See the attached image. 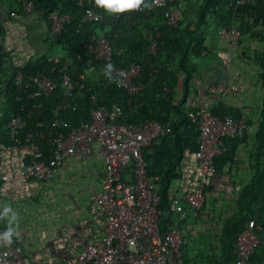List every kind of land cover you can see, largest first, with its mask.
I'll return each instance as SVG.
<instances>
[{
    "label": "built area",
    "instance_id": "1",
    "mask_svg": "<svg viewBox=\"0 0 264 264\" xmlns=\"http://www.w3.org/2000/svg\"><path fill=\"white\" fill-rule=\"evenodd\" d=\"M93 1L78 0V4L91 5ZM229 5L234 10L241 6L255 8L256 0H235ZM185 6V1L175 5L173 0H159L151 9L142 11L162 10L166 23L177 26L179 18L174 12L175 7L182 11ZM21 7L22 16L43 15L42 11L35 10L32 1L22 0ZM249 7L240 14V21L254 30L259 39H264V19H259L260 12L255 13ZM6 15L15 20L20 17L14 11H7ZM101 18L93 7L85 10L83 20L99 21ZM70 21L67 13L53 10L47 15L44 30L55 37L65 31ZM154 30L156 32L157 28ZM218 36L238 49L242 30L233 25L221 26ZM84 46L94 60H102L105 64L111 62L112 49L105 38L93 36L90 43ZM156 47V41H152L149 53L154 54ZM47 57L52 63L48 73L26 74L18 69L12 76L13 86L21 96L16 100L22 104L19 113L0 125V153L20 155L25 165L18 173H0V184L14 187L31 182L46 183L69 157L85 159L96 154L103 160L100 189L94 191L88 200L91 219L87 227L89 240L78 237L64 241L66 257L56 259L51 264H168L170 257L174 258L176 264H183V233L179 223L189 217H197L204 208L205 190L213 186L218 177L214 159L226 151L225 139L244 136L248 128L245 119L230 115L215 116L202 107L187 112L197 130L198 147L192 154L197 175L188 191L170 194V207L177 221L161 231L160 194L157 185L148 176L144 152L152 153L153 143L170 134V124L156 120H146L140 124L119 123L123 106L117 103L107 106L101 95L86 84L87 72L81 74L78 81L73 80L67 62L58 67L61 61L59 54L52 53ZM116 69L122 73L119 78L123 79L120 87L113 83L116 88L125 91L129 97L143 90L144 85L137 80L140 65L132 63ZM83 91L91 103L90 119L74 124L69 120L54 118L49 123V130H46V121L42 119L45 113L43 100L58 101L54 106L55 114L75 111L78 106L76 99ZM241 91L242 84L237 72L228 80L213 81L207 88L210 96L222 101L238 96ZM95 144L98 145L96 152ZM230 183L229 179L224 182L225 186ZM225 188L216 186L213 189L228 193L240 189L235 184L230 190ZM263 227L256 218H250L236 235L231 257L226 261L217 258L214 264H264V261L251 260L261 245L264 246ZM4 230L0 227V232ZM0 264L37 263L21 245L12 243L10 246L0 245Z\"/></svg>",
    "mask_w": 264,
    "mask_h": 264
},
{
    "label": "trees",
    "instance_id": "2",
    "mask_svg": "<svg viewBox=\"0 0 264 264\" xmlns=\"http://www.w3.org/2000/svg\"><path fill=\"white\" fill-rule=\"evenodd\" d=\"M14 1L17 6L13 7L14 10L8 11H14L17 15L22 16V0ZM27 1L33 2L36 11L43 12L41 18L44 22H46L48 13L53 10L67 13L70 16L71 21L65 26V31L55 37L46 32L47 34L40 40L44 41L45 47L50 50L58 49L60 51L61 61L58 67L67 62V69L73 80L78 81L79 76L87 72L86 84L101 95L107 106L114 103L123 106V114L118 118L119 123L140 124L146 120H156L162 124H170L171 132L164 138L170 139L171 153L164 162V172L157 182L160 194L159 209L161 210L159 227L161 231H164L168 225L172 224L170 217L173 211L169 203L171 184L181 175L182 161L187 156L194 154L198 147L197 130L187 115L192 107L186 108L188 97L193 91L192 78L196 71L192 59L200 55L206 48L203 38L198 37V33L208 25L209 21H214L219 27H230L239 23L238 27L242 31L244 28L248 29L249 26L240 21V14L249 6H241L234 10L229 4L235 0H202L194 26L191 27V24H183L180 21L177 26L168 25L163 18L162 10L159 9L151 12L140 10L114 16L96 8L94 1L93 4L86 3L84 6H80L78 0ZM180 1L188 0H173V3L177 5ZM93 7L101 14L102 18L99 21H84L85 10ZM249 8L255 13L260 12L259 19H264V0H256V7ZM1 22L0 43L4 30ZM155 28H157L156 32ZM93 36H101L109 42L112 49L111 63L116 67L124 68L132 63L140 65L141 71L137 80L144 85L143 90L129 97L125 91L116 88L114 84H109L100 71L105 62L94 60L84 46V44L90 43ZM152 41H156L157 45L154 54L149 53ZM40 42L39 44H41ZM45 51L41 52V55H36L35 60H30L22 66L11 64L8 67L5 79L1 80L4 85V97L0 98L3 102L0 125L6 123L12 115L20 112L19 106L22 102L16 100L20 96V92L13 86V74L18 69L23 70L26 74L48 73L52 63L48 61ZM259 60L264 82V55ZM173 67L174 69H172ZM180 75L183 79L182 93L179 97L178 92H175L177 91V79ZM80 94L82 95L76 99L78 106L75 111L70 110L57 114L54 113V106L58 101L43 100L45 113L42 119L46 121V130H49V123L54 118L69 120L74 124L80 120L90 119L91 103L87 99L86 92L83 91ZM210 111L219 117L227 115L226 110H218L215 107ZM260 116L254 132L253 144L248 151V163L251 170L248 182L236 192L217 191L229 194L234 209L228 217L216 222L217 225L221 222L218 229L219 243L217 245L221 250V255L211 250V253L206 257L207 264H214L217 258L226 261L231 257L236 235L250 218H256L257 223L264 226V110ZM247 138V132H245L242 138L224 140L226 151L214 159L219 177H222L224 172L233 176V171L238 170L237 166L242 163L240 160H236L238 147L241 144H246ZM156 141L151 146L152 153H155L158 148L155 145ZM147 154L144 152V158L149 163L152 157ZM213 190L212 186L205 190V196L211 197L213 200L210 203L216 202V198H213L216 191ZM214 220L216 221V219ZM251 260L264 261L263 245Z\"/></svg>",
    "mask_w": 264,
    "mask_h": 264
},
{
    "label": "crops",
    "instance_id": "3",
    "mask_svg": "<svg viewBox=\"0 0 264 264\" xmlns=\"http://www.w3.org/2000/svg\"><path fill=\"white\" fill-rule=\"evenodd\" d=\"M200 1L202 2L188 0L182 11L175 7L174 12L179 19L180 15L183 18L188 11H198ZM15 6L17 3L14 0H0V21L4 29L0 43V98L4 97V85L1 80L5 79L8 66H22L30 60H35L36 55H41V52L50 50L45 47L44 41L40 40L47 34L44 30V20L34 14L20 16L16 20L7 17V11L14 10ZM233 26L238 27L239 23ZM219 28L217 23L209 21L198 33L206 48L192 59L196 71L192 78L193 91L188 97L186 108L202 107L210 110L215 107L218 110H226L227 115L245 119L248 138L246 144L239 145L236 159L242 163L237 166L238 170L233 171V176L224 172L222 177L215 178L216 183L212 186L230 190L234 184L235 187L241 188L251 176L248 151L253 144L254 132L264 106V82L259 64L247 59V56L256 52L262 57L264 39H259L254 30L244 28L238 49H235L226 40L219 38ZM236 72L242 84V91L238 96L222 101L207 93V88L213 81L228 80ZM182 79L183 77H178L176 83L179 97L182 93ZM2 103L0 100V112ZM1 115L2 113L0 119ZM155 145L158 147L155 153L147 154L152 157L147 163V173L157 185L164 172V162L171 153L170 139L160 138ZM97 150L98 145L95 144L94 152ZM24 161L20 155L7 156L0 153V173H18L25 165ZM180 169L181 175L172 182L170 193L180 194L190 189L197 175L196 162L192 155L182 161ZM102 171V158L93 154L85 159L67 158L46 183L31 182L14 187L1 183L0 205L10 204L17 214L19 235L14 237L13 243L21 245L25 253L37 264H51L56 259L66 257L64 241L78 237H86L89 240L87 227L91 224V219L88 200L94 191L100 189ZM228 179L232 184L225 186L224 182ZM226 193L216 191L213 197L216 198L215 203H210L213 200L206 197L204 208L197 217H189L179 223L183 233V264H207L206 257L211 250L221 255L217 246L221 222L218 225L216 222L228 217L234 209L233 201ZM170 221L176 224L177 218L173 212ZM0 227L5 229L6 221H0ZM168 264H176L174 258L170 257Z\"/></svg>",
    "mask_w": 264,
    "mask_h": 264
},
{
    "label": "clouds",
    "instance_id": "4",
    "mask_svg": "<svg viewBox=\"0 0 264 264\" xmlns=\"http://www.w3.org/2000/svg\"><path fill=\"white\" fill-rule=\"evenodd\" d=\"M157 3L159 0H150V2L149 0H94L96 8L114 16L151 9ZM100 71L109 84L114 83L117 87L123 84V79L119 78L122 73L113 63H106ZM0 221H6L5 230L0 232V245L10 246L14 237L19 235L17 214L10 204L0 205Z\"/></svg>",
    "mask_w": 264,
    "mask_h": 264
},
{
    "label": "rangeland",
    "instance_id": "5",
    "mask_svg": "<svg viewBox=\"0 0 264 264\" xmlns=\"http://www.w3.org/2000/svg\"><path fill=\"white\" fill-rule=\"evenodd\" d=\"M201 2V1H200ZM198 11H196V10H192V11H188V12H186V15H185V17H183V18H181L182 17V15H180V19H179V21L180 22H182L183 24H191V27H193L194 25V22H195V20H196V13H197ZM236 24H238V23H236ZM255 52V51H254ZM52 53H54V54H59L60 55V51L58 50V49H51V50H46L45 51V55L46 56H49V55H51ZM249 53H251V52H249ZM261 53H263L264 54V50L261 52ZM252 55H253V58H251L252 57ZM252 55H250V56H247V59H251L253 62H255L256 64H259V66H260V54H256V52L255 53H253ZM199 56V55H198ZM246 58V57H245ZM260 68H261V66H260ZM172 69H174V67L172 68ZM180 78L182 77V75H180L179 76ZM178 91H176L175 93H177ZM179 94V93H178ZM187 158V157H186Z\"/></svg>",
    "mask_w": 264,
    "mask_h": 264
},
{
    "label": "flooded vegetation",
    "instance_id": "6",
    "mask_svg": "<svg viewBox=\"0 0 264 264\" xmlns=\"http://www.w3.org/2000/svg\"><path fill=\"white\" fill-rule=\"evenodd\" d=\"M8 67H9V66H8ZM8 67H7V68H8ZM8 70H9V68H8ZM7 72H8V71H6V74H7ZM8 74H9V73H8Z\"/></svg>",
    "mask_w": 264,
    "mask_h": 264
}]
</instances>
